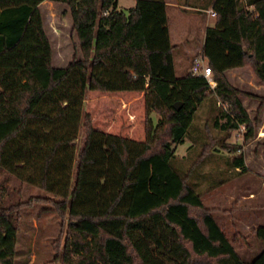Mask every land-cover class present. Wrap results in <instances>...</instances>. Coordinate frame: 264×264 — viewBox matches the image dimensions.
I'll use <instances>...</instances> for the list:
<instances>
[{"label": "trees", "instance_id": "16d2710c", "mask_svg": "<svg viewBox=\"0 0 264 264\" xmlns=\"http://www.w3.org/2000/svg\"><path fill=\"white\" fill-rule=\"evenodd\" d=\"M43 1L0 0V173L53 196L66 226L60 263L264 264V225L253 228L260 251L243 260L190 181L214 142L232 152L223 142L240 125L245 140L253 137L246 94L226 71L249 66L264 84V0H214L216 21L200 52L213 87L189 71L176 75L165 0L130 8L53 0L68 6L81 53L66 66L52 63ZM86 90L142 92L146 138L96 129L83 114ZM218 102L224 110L213 125L225 134H194L200 105ZM188 139L197 154L183 169L174 145ZM228 162L236 175L247 171L240 153ZM4 191L0 184V264H14L20 204L7 202Z\"/></svg>", "mask_w": 264, "mask_h": 264}, {"label": "rangeland", "instance_id": "374dc122", "mask_svg": "<svg viewBox=\"0 0 264 264\" xmlns=\"http://www.w3.org/2000/svg\"><path fill=\"white\" fill-rule=\"evenodd\" d=\"M39 9L52 46L53 65L66 66L73 57L79 58L81 53L76 35L72 31L68 6L58 1L44 0L39 5ZM176 10L178 9L174 7L167 8L169 26L172 29L176 23H174ZM170 39L172 43L179 42L174 34ZM195 54L189 55L183 72H188L187 67L190 66ZM175 73L177 76L182 75L177 65H175ZM226 77L232 86L246 94V96L241 95L240 98L248 110L250 119L254 121V136L258 131L257 123L262 121L264 125V99H262L264 84L258 80L249 66L232 71ZM220 108L222 105L219 102L214 104V108H210L208 103H202L194 118L192 132L196 135L202 134L204 129L208 128L210 138L224 135L225 133L218 131L213 125L214 117L220 114ZM83 114H88L92 125L100 131L138 141L146 138L148 116L142 92L86 90ZM149 117L155 123L159 116L152 112ZM244 132L245 130H233L229 135L227 134L223 144L232 152L224 150L221 143L214 142L206 153L207 157L191 173L190 181L193 182L195 191L201 194L204 205L212 210L217 208L220 226L225 230L242 259L249 261L262 247L261 241L253 234L255 227L252 223L259 222L260 225H264V141L249 142L243 138ZM83 140L84 131L80 127L75 141L78 149ZM191 144L192 141L188 139L182 144L174 145L177 154L176 163L181 164L183 169H186L196 158L197 145L193 144L192 149H188ZM239 153L244 157L247 171L236 175L232 173L234 170L229 166L228 160ZM0 184L5 190L4 199L7 202L20 204L14 264H61L59 255L66 226L63 225L62 218L51 201L53 196L38 187L21 183L5 173H0ZM250 192L256 193V196L251 199V203H248L245 198ZM246 208H254V211L249 212ZM253 216L257 219H253Z\"/></svg>", "mask_w": 264, "mask_h": 264}, {"label": "crops", "instance_id": "0c3cea01", "mask_svg": "<svg viewBox=\"0 0 264 264\" xmlns=\"http://www.w3.org/2000/svg\"><path fill=\"white\" fill-rule=\"evenodd\" d=\"M117 1H118V6L120 8H130L133 7L136 3V0H117ZM213 2L214 0H165L169 38H171L172 34H174L175 38L179 41L178 43H172L170 39V43L174 47L173 48L174 67L175 65H177L182 71V74L184 73L183 70L185 69V63L189 59V55L195 53L198 54L201 52V47L205 37L206 29L207 27L213 26L216 21V15L213 16L211 14V11H214L212 8ZM168 7H174L178 9L176 10V14L174 15L175 18L174 23L175 22L176 23L173 25L174 27L173 29L172 27L169 26V17L167 15ZM174 53H176V55H174ZM195 55H193L192 60ZM192 60L190 62V66ZM241 68L229 69L226 71V75H228L232 71L239 70ZM122 92H130V91H122ZM261 105L262 103H260V106ZM257 124L258 125H256V128L258 129V131H256V133L249 140V142L264 141V125L262 121H260ZM255 196L256 193L250 192L249 196L248 197L246 196L245 200H248V203H251L250 202L251 199L255 198ZM246 209L249 212L254 211V208H246ZM212 214L216 222L220 225L217 219V214H218L217 208L216 209L214 208L212 210ZM254 218L257 219L255 216H253V219ZM252 225L254 227H257L260 225V223L259 222H257V224L252 223Z\"/></svg>", "mask_w": 264, "mask_h": 264}, {"label": "built area", "instance_id": "2783aa9c", "mask_svg": "<svg viewBox=\"0 0 264 264\" xmlns=\"http://www.w3.org/2000/svg\"><path fill=\"white\" fill-rule=\"evenodd\" d=\"M211 14L215 16V12L211 11ZM190 74L192 75H201L205 77L208 81V83L213 87L215 85V81L212 77V70L210 69V66L207 62V60L200 55V53L196 54L192 60L191 66L189 67ZM239 131H244L245 126L240 125Z\"/></svg>", "mask_w": 264, "mask_h": 264}]
</instances>
